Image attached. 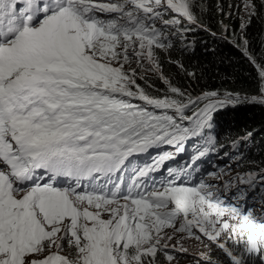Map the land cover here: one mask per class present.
Here are the masks:
<instances>
[{
  "label": "snow or ice",
  "instance_id": "obj_1",
  "mask_svg": "<svg viewBox=\"0 0 264 264\" xmlns=\"http://www.w3.org/2000/svg\"><path fill=\"white\" fill-rule=\"evenodd\" d=\"M243 6L256 14L253 0ZM194 8V0H0V264H156L161 251L171 262L163 241L177 233L202 234L230 264H264V170L225 179L195 167L214 150L206 138L214 114L239 94L192 97L161 74V98L136 83L159 71L156 50L183 37L182 20L197 23ZM247 44L258 76L249 102L264 104V65ZM192 140L207 146L157 179ZM165 145L175 153L150 156ZM139 155L151 162L130 168ZM59 177L74 184L56 186ZM213 181L225 192L259 186L260 214L226 203Z\"/></svg>",
  "mask_w": 264,
  "mask_h": 264
},
{
  "label": "trees",
  "instance_id": "obj_2",
  "mask_svg": "<svg viewBox=\"0 0 264 264\" xmlns=\"http://www.w3.org/2000/svg\"><path fill=\"white\" fill-rule=\"evenodd\" d=\"M242 1L244 0H194L197 23L189 25L182 20V25L188 28L183 37L169 36L172 47L156 51L160 73L144 75L145 79L138 78L136 83L149 95L162 98L168 92V84L160 78L162 74L172 86L192 97L211 91L243 96L235 106L229 105L214 114L213 127L207 131L206 138H216V147L219 148L217 154L221 155L228 152V149L224 147L226 144H220V141L231 135L230 144L233 149L225 158L229 159L230 154L238 149L240 152L235 159L242 154L250 155L245 156L247 158L242 159L239 165H242V169H252V165H264V105L249 102L252 96H258V76L255 67L241 49L247 40L249 54L258 64L264 65V0H253L256 14L252 16L240 6ZM169 18L168 15L164 17ZM242 23L247 25L243 29ZM159 25L160 22L157 21V26ZM169 31L175 29L169 28ZM187 114L191 115V112ZM188 143L197 147L187 149L181 164L174 168L178 169L183 167V164L191 163V152L197 149L202 151L203 147L207 146L204 141L192 140ZM164 147L152 149L150 152L164 151ZM257 159L262 163H257ZM247 160L250 162L246 163ZM145 162L150 163V158L134 157L129 167L143 165ZM168 162L170 161L165 162V165ZM205 169L201 168V172ZM257 192H260V189ZM258 195L260 194L257 193L256 197ZM245 200L246 197L243 201ZM257 200L261 201L260 198ZM216 258L193 257L188 264H209V260L217 264L227 262L224 258ZM156 264H164L160 253L157 254ZM257 264H260V261H257Z\"/></svg>",
  "mask_w": 264,
  "mask_h": 264
},
{
  "label": "rangeland",
  "instance_id": "obj_3",
  "mask_svg": "<svg viewBox=\"0 0 264 264\" xmlns=\"http://www.w3.org/2000/svg\"><path fill=\"white\" fill-rule=\"evenodd\" d=\"M237 4V3H235ZM244 1H242V4L240 5L242 8H244ZM157 51V50H156ZM132 67L135 68V62H133ZM140 69H137V72L140 73ZM160 73V68L159 71L157 72H152V71H148L145 70L143 72V75H158ZM221 98H223V93H220ZM241 98H244L243 96H240ZM137 103H140L139 101H136ZM264 105V104H263ZM207 138H211V137H207ZM214 140V150L209 151L205 156L200 157L199 160H197L195 162V167L198 168H203L205 167L206 169L204 171H202L199 175H205L206 178V173L208 172H213V171H221L223 170L224 172V176L225 179L228 178H232V177H236L237 175H244L247 173H258L261 170H264V165H262V161L260 159H257V163L261 164V166H255L252 165V169H242V165H239L240 161L244 158H247L245 156H250V155H245L242 154L240 155V157H238V159H235V156L237 154H239V150L237 149L236 151H234L233 153L230 154L229 159L225 158V154H217V152L219 151V148L216 147L217 142L215 141L216 138H212ZM232 140V136L230 135L228 138L226 139H222L220 141V144L225 143L228 152H231V150L233 149L230 142ZM236 141V140H235ZM229 143V144H227ZM195 146V145H194ZM192 147L191 145H189V143H186L185 146V151L182 153H178L174 156V158L172 160H170V162H168L165 166L164 169L162 171V173L157 174L156 178L157 179H161L162 175H166V169L168 167L174 168L176 165L181 164L183 157L185 156V153L187 151V149H195L197 146ZM164 151H152L150 152V156H155L158 154H162V152H172L175 153V147L174 146H168L165 145ZM191 153H193V155H197L198 152L197 150H193ZM221 153V152H219ZM143 155H139V156H135L136 158H141ZM192 156V155H191ZM234 160V161H232ZM250 162V160L245 161ZM192 163V162H191ZM189 163V164H191ZM188 164H183V167H186ZM36 174L38 176H43L44 177V181L48 180L47 175L45 174L44 170L41 169H37L36 170ZM59 182L54 181L53 183H56V186L59 187H65L68 186L69 184H74V180L68 177H59L58 178ZM213 183H215L217 185V187H219L221 189V198L224 199L226 201V203L229 204H238L240 206H242L245 209L251 208L253 213L256 215L260 214V210H261V206L260 203L261 201L257 200L258 198L261 197V192H257L259 190V186L256 190L253 189H249L247 185H238L239 190H237L236 187H233L229 190H227L226 192L223 191V185L221 182L218 181H213ZM235 183L238 184V181H236ZM234 191H236L234 193ZM257 193H259L260 195L257 196ZM243 195V197H246V200L243 201V199H238L239 197H241ZM251 201V202H250ZM166 231L171 232L170 229H167ZM200 239H195V238H189L186 236V234H182V233H177L172 240L168 241H163V243H167L169 245V247L165 250L167 251V253L169 255L173 256V260L171 262H169L166 259V256L164 254V251L158 252L161 254V258L164 260V264H188L189 260L193 257H213L214 259L216 257H221L224 258L225 260H227L226 264H230V261L228 260V258L226 257V255L223 253V251L221 249H219L217 247V244L208 240L207 238L203 237L202 234ZM227 238V234L224 233L221 236V240H225ZM179 241V242H178ZM175 247H172V246ZM228 246L232 247V241L228 240ZM185 248L187 249L186 252H182L179 251V248ZM65 250H67V246H65ZM238 251V250H237ZM216 255V256H215ZM217 259V258H216Z\"/></svg>",
  "mask_w": 264,
  "mask_h": 264
},
{
  "label": "flooded vegetation",
  "instance_id": "obj_4",
  "mask_svg": "<svg viewBox=\"0 0 264 264\" xmlns=\"http://www.w3.org/2000/svg\"><path fill=\"white\" fill-rule=\"evenodd\" d=\"M248 133V132H247ZM229 137V136H228ZM142 166V165H141Z\"/></svg>",
  "mask_w": 264,
  "mask_h": 264
},
{
  "label": "clouds",
  "instance_id": "obj_5",
  "mask_svg": "<svg viewBox=\"0 0 264 264\" xmlns=\"http://www.w3.org/2000/svg\"><path fill=\"white\" fill-rule=\"evenodd\" d=\"M223 139H225V138H223Z\"/></svg>",
  "mask_w": 264,
  "mask_h": 264
}]
</instances>
